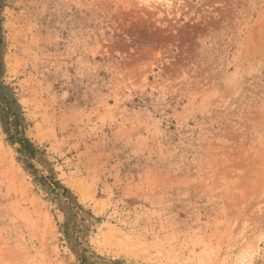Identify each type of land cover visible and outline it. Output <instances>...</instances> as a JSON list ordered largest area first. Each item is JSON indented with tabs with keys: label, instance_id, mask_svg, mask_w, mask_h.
<instances>
[{
	"label": "rangeland",
	"instance_id": "rangeland-1",
	"mask_svg": "<svg viewBox=\"0 0 264 264\" xmlns=\"http://www.w3.org/2000/svg\"><path fill=\"white\" fill-rule=\"evenodd\" d=\"M0 264H264V0H0Z\"/></svg>",
	"mask_w": 264,
	"mask_h": 264
},
{
	"label": "trees",
	"instance_id": "trees-1",
	"mask_svg": "<svg viewBox=\"0 0 264 264\" xmlns=\"http://www.w3.org/2000/svg\"><path fill=\"white\" fill-rule=\"evenodd\" d=\"M9 138L12 139L13 136L11 135ZM17 142H18L19 145L21 146V150H22V151H24V152H26V153H28V154L33 155V153H34V148H33L32 144L29 142L28 139H26V138H18V141H17ZM41 180H42V182H45V181H44L45 178L41 177L40 181H41ZM54 184H55V183H54ZM54 186H55L56 189H59V188H60V187H58V185H56V184H55Z\"/></svg>",
	"mask_w": 264,
	"mask_h": 264
}]
</instances>
